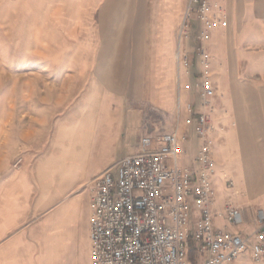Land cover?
Wrapping results in <instances>:
<instances>
[{"label": "crops", "instance_id": "crops-1", "mask_svg": "<svg viewBox=\"0 0 264 264\" xmlns=\"http://www.w3.org/2000/svg\"><path fill=\"white\" fill-rule=\"evenodd\" d=\"M210 1L218 19L204 44L215 88L208 110L219 181L214 203L220 213L226 203L239 207L242 223L230 227L248 235L257 227L256 211L264 210V0ZM187 2L44 0L42 57L50 65L22 84L23 112L33 127L10 138L0 168L6 171L0 264H91L88 183L117 163L114 156L131 138V153L123 157L137 151L146 117L162 115L166 131L174 125L167 119H174L182 134L185 106L202 110L195 87L202 69L198 19L190 20L187 37L178 36ZM178 48L188 53L191 68L179 75ZM151 106L156 112H147ZM179 164L186 166L181 158ZM228 264L264 262H254L248 250Z\"/></svg>", "mask_w": 264, "mask_h": 264}, {"label": "built area", "instance_id": "built-area-1", "mask_svg": "<svg viewBox=\"0 0 264 264\" xmlns=\"http://www.w3.org/2000/svg\"><path fill=\"white\" fill-rule=\"evenodd\" d=\"M193 15L201 24L196 50L202 69L195 87L202 110L195 113L187 104L185 125L195 119L200 146L194 162L199 170L179 164V142L185 137L177 123L166 131L162 115L156 120L146 117L137 151L87 185L91 264H184L192 251L204 258L203 264H228L248 250L254 262H264L263 209L256 211L257 227L248 235L222 231L214 225L210 205L214 203L212 177L216 170L209 140L214 125L208 110L215 88L208 69L210 54L204 44L218 19L210 0H188L178 27L179 41L187 37ZM176 64L178 75L190 66L188 53L180 48ZM149 112H156V108L149 107ZM227 187L232 189L233 183L228 181ZM190 198L198 212L193 228L189 225ZM220 214L230 226L242 223L241 209L231 203H226Z\"/></svg>", "mask_w": 264, "mask_h": 264}, {"label": "rangeland", "instance_id": "rangeland-1", "mask_svg": "<svg viewBox=\"0 0 264 264\" xmlns=\"http://www.w3.org/2000/svg\"><path fill=\"white\" fill-rule=\"evenodd\" d=\"M138 1L142 0H135V2ZM144 1L147 6H151L155 2V0ZM43 5L44 0H0V168L2 167L3 158L9 150L10 138L31 131L33 127V124L28 123V116L23 112L24 99L20 97V94L23 93L22 84L26 80L32 82L37 78L39 79L42 69L50 65L48 64L50 60L42 57L41 23ZM148 13L149 11H147L145 17L147 24L150 23ZM195 17L193 15V18ZM148 69L147 65L145 68L146 74H148ZM11 83L16 84V89H11ZM189 91L192 93L193 102L197 103L198 94L194 92V88ZM192 107L195 110L193 105ZM148 111L149 109H147ZM195 116L194 114L192 118H195ZM167 121L171 125L175 122L174 119H167ZM194 124L195 122L192 121L188 125V129L181 131L185 138L181 141L180 158L185 163L184 165L190 168L199 167L193 161L192 155L199 145ZM51 126L52 124L49 125L50 128ZM134 143L135 138H131L128 147L118 150L114 156V162H118L121 157L131 153V147ZM13 166L16 167L15 161L10 162L9 169H13ZM5 172V170L0 171V182L4 179L2 174ZM114 172H116V169ZM216 178L215 173L212 177L215 193V188L219 182ZM228 196L233 197L231 194ZM190 201L189 225L193 228L194 212L197 209L195 201L192 198H190ZM210 211L214 215L213 221L216 228L231 232L235 230V228L226 224L216 203L210 205ZM191 249H193L192 246H190ZM203 260L202 256L192 251L184 264H203Z\"/></svg>", "mask_w": 264, "mask_h": 264}, {"label": "bare ground", "instance_id": "bare-ground-1", "mask_svg": "<svg viewBox=\"0 0 264 264\" xmlns=\"http://www.w3.org/2000/svg\"><path fill=\"white\" fill-rule=\"evenodd\" d=\"M95 92V91H94Z\"/></svg>", "mask_w": 264, "mask_h": 264}]
</instances>
